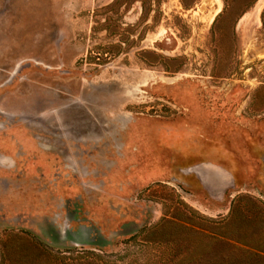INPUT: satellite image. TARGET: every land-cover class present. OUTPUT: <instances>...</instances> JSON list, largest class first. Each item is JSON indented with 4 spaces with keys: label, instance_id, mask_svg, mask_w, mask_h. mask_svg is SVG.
Returning a JSON list of instances; mask_svg holds the SVG:
<instances>
[{
    "label": "rangeland",
    "instance_id": "1",
    "mask_svg": "<svg viewBox=\"0 0 264 264\" xmlns=\"http://www.w3.org/2000/svg\"><path fill=\"white\" fill-rule=\"evenodd\" d=\"M0 264H264V0H0Z\"/></svg>",
    "mask_w": 264,
    "mask_h": 264
},
{
    "label": "water",
    "instance_id": "2",
    "mask_svg": "<svg viewBox=\"0 0 264 264\" xmlns=\"http://www.w3.org/2000/svg\"><path fill=\"white\" fill-rule=\"evenodd\" d=\"M216 170H217V172H219L220 174L222 173L223 174V171H221V169L220 168H217L216 167ZM219 170V171H218ZM225 172V171H224ZM227 174V173H226Z\"/></svg>",
    "mask_w": 264,
    "mask_h": 264
}]
</instances>
